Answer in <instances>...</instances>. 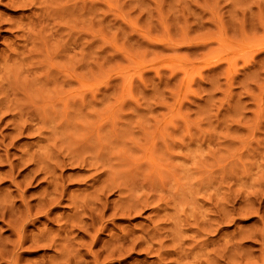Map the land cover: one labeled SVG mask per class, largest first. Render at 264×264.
I'll return each instance as SVG.
<instances>
[{
    "label": "rangeland",
    "instance_id": "1",
    "mask_svg": "<svg viewBox=\"0 0 264 264\" xmlns=\"http://www.w3.org/2000/svg\"><path fill=\"white\" fill-rule=\"evenodd\" d=\"M0 107V112L4 111L0 115V134L8 133L13 140L10 143L7 135H0L1 164L3 155L7 159L0 164V209L2 204L6 207L11 203L8 199H13L18 188L19 196L15 198L20 197L22 203L14 198L16 201L10 204L14 210L9 205L1 209L4 217L0 214V242L8 239V244L0 243V250L3 246L9 253L0 252V263L9 256L8 264H58L57 259L67 264L71 257L72 264H88L91 259L97 260L91 261L94 264H198L197 259H202L200 264H264V0H0ZM18 123L23 124L21 128ZM24 129L30 131L24 134ZM11 133L19 137L11 139ZM2 148L6 149L3 155ZM31 159L37 160L34 163ZM91 176L95 177L92 181ZM15 180H22L21 184ZM49 182L54 183L51 186ZM54 184L61 189L53 190ZM106 188L108 193L104 194ZM96 190L102 193L96 194ZM54 192L57 201L51 195ZM88 193L103 195V199L94 196L92 200ZM1 197L7 200L1 201ZM51 198L55 202L51 208L56 209L50 208ZM23 200L33 205V211L32 203L38 202L39 209L36 207L34 213L40 221L34 216L31 219H37L35 222L30 219L34 213ZM46 200L49 202L44 204ZM84 200L89 204L80 203ZM136 201L144 207L139 203L136 206ZM156 202L159 206L154 207ZM98 206L102 212L101 217L96 216L101 218L100 223L94 218ZM8 208L16 220L9 221L12 217L4 212ZM22 210L23 218L30 216V224L25 221V239L30 238L20 249L8 246L16 238L8 228L13 231L19 227L16 215L22 219ZM41 210L47 212V217ZM50 216L54 219L49 220ZM159 216L164 221H157ZM87 222H91L90 229L85 228ZM74 224L86 225L79 227L84 235L73 228ZM92 224H98L94 228L96 241L90 237V232L94 233ZM51 231L56 233L54 241ZM122 231L130 233L129 238L121 235ZM40 233L56 243L54 251V244L36 239ZM143 235L145 242L139 239ZM148 235L153 236L149 239ZM121 239L135 241V247L132 242L124 243L132 245L130 250ZM179 239L184 241L180 243ZM28 241L43 245L32 248ZM115 243L125 247L126 252L119 251ZM66 244L72 252L65 249ZM72 246H79V252ZM110 246H115L113 251L108 250ZM99 248L111 253L118 248V261L115 253L103 250L102 255ZM63 250L70 253L67 261ZM56 251L63 257L57 258ZM110 255L116 260L111 261ZM101 258L109 261L103 263Z\"/></svg>",
    "mask_w": 264,
    "mask_h": 264
},
{
    "label": "bare ground",
    "instance_id": "2",
    "mask_svg": "<svg viewBox=\"0 0 264 264\" xmlns=\"http://www.w3.org/2000/svg\"><path fill=\"white\" fill-rule=\"evenodd\" d=\"M5 88H6V87H5ZM4 90H5V89H4ZM5 91H6V90H5ZM4 94H6V93L4 92ZM1 96H2V95H1ZM5 96H6V95H5ZM34 100H35V99H34ZM10 103H11V102H10ZM10 103H8V104H10ZM28 103H29V102H28ZM25 104H26V102H25ZM9 106H10V105H9ZM20 106H21V104H20ZM31 106H32V105H31ZM37 106H38V105L36 104V107H37ZM16 107H17V106H16ZM22 107H23V106H22ZM36 107H35V108H36ZM38 107H39V106H38ZM0 108H1V107H0ZM6 108H7V107H5V109H6ZM37 109H38V108H37ZM37 109H36V110H37ZM39 109H40V108H39ZM39 109H38V111H39ZM6 110H7V109H6ZM0 111H1V109H0ZM23 111H24V109H23ZM26 111H27V109H26ZM3 112H4V111H3ZM3 112H2V113H3ZM2 113L0 112V115H1ZM5 113H6V112H5ZM36 113H37V112H36ZM28 114H29V112H28ZM39 114H40V113H39ZM5 115H6V114H5ZM13 115H14V114H13ZM26 116H27V114H26ZM0 117H2V116H0ZM13 117H14V116H13ZM7 118H8V117H7ZM9 118H11V116H10ZM3 119H4V118H3ZM3 119H1V120H3ZM13 119H14V118H13ZM11 120H12V119H11ZM19 121H20V120H19ZM19 121H18V122H19ZM0 122H1V121H0ZM4 122H5V120H4ZM10 123H11V122H9V125H10ZM22 123H24V122H22ZM22 123H20V124L18 123V125L20 126ZM13 124H14V123H13ZM13 124H11V125H13ZM24 124H25V123H24ZM5 125H6V123L4 124V126H5ZM22 125H23V124H22ZM22 125H21V126H22ZM25 125H26V124H25ZM21 126H20V128H21ZM9 127H11V126H9ZM17 127H18V126H17ZM26 127H27V126H26ZM26 127H24V128H26ZM7 128H8V127H7ZM20 128L17 129V130H21ZM11 129H13V127H12ZM14 129H15V127H14ZM26 129H27V128H26ZM6 130H7V129H6ZM24 130H25V129H24ZM24 130H23V131H24ZM39 130H40V129H39ZM39 130H38V131H39ZM9 131H10V130H9ZM11 131H14V130H11ZM15 131H16V130H15ZM26 131H28V130H25V131H24V134H25ZM29 131H30V130H29ZM29 131H28V132H29ZM36 131H37V130H36ZM36 131H35V132H36ZM5 133H6V132H5ZM9 133H10V132H9ZM18 133L20 134V131H18ZM40 133H41V132H40ZM1 134H2V133H1ZM1 134H0V135H1ZM3 134H4V133H3ZM3 134H2V135H3ZM7 134H8V133L4 134V137H6ZM16 134H17V133H16ZM16 134H15V135H16ZM21 134H23V132H22ZM35 134H36V133H35ZM10 136H11V137H10L11 139H13V138L16 139V138H15L16 136H17V138L19 137L18 134H17L16 136L12 137V133L10 134ZM20 136H21V135H20ZM1 137H3V136H1ZM36 138L38 139L39 137H36ZM1 139H2V138H1ZM5 139H6V138H5ZM7 139H9V138H8V135H7ZM41 139H42V138H41ZM9 141H10V143H11V141H13V140H10V139H9ZM37 141H38V140H37ZM0 142H1V141H0ZM3 142H4V141H3ZM3 142H2V143H3ZM40 142H41V141H40ZM6 143L10 144V143L7 142V141H6ZM6 143H5V144H6ZM38 143H39V142H38ZM5 144H4V145H5ZM8 144H6V146H7ZM35 144H37V143H35ZM0 146H1V145H0ZM11 146H12V145H11ZM36 146H38V145H36ZM1 147H2V146H1ZM7 147H9V146H7ZM7 147H6V148H7ZM18 147H19V146H18ZM4 148H5V147H4ZM19 148H20V147H19ZM22 148H23V147H22ZM22 148H21V149H22ZM2 149H3V148H2ZM10 149H12V148H10ZM31 149H32L31 152H33V149H34V148H31ZM48 149H49V148H48ZM3 150H4V149H3ZM5 150H6V149H5ZM5 150H4V152H2V155H3V153H4V154L6 153ZM14 150H15V149H14ZM43 150H44V149H43ZM7 151H8V150H7ZM19 151H20V150H19ZM21 151L23 152L24 150H21ZM29 151H30V150H29ZM29 151H28V152H29ZM40 151H41V149H40ZM40 151H39V152H40ZM11 152H12V150H11ZM34 152H35V151H34ZM13 153H14V151H13ZM17 153H18V152H17ZM48 153H49V152H48ZM48 153H47V154H48ZM27 154H28V153H27ZM32 154H33V156H34V153H32ZM7 155H8V154H7ZM12 155H13V154H12ZM14 155H15V154H14ZM20 155H24V156H25V154H23V153L20 154ZM5 156H6V154L3 155V162L7 160V159H6V160L4 159ZM8 156H9V155H8ZM15 156H16V155H15ZM24 156H23V158H24ZM31 156H32V155H31ZM33 156H32V157H33ZM55 156H57V155L55 154ZM10 157H11V156H10ZM10 157H9V158H10ZM16 157H17V156H16ZM43 157H45V156H43ZM43 157H42V158H43ZM51 157H52V156H51ZM59 157H60V156H59ZM0 158H1V160H2V156H0ZM5 158H6V157H5ZM13 158H15V157H13ZM20 158H21V157H20ZM33 158H34V157H33ZM45 158H46V157H45ZM47 158H48V157H47ZM56 158H57V157H56ZM11 159H12V157H11ZM58 159H59V158H58ZM84 159H85V158H84ZM20 160H22V158H21ZM31 160H32V162H34V161H36L37 159H36V160L31 159ZM33 160H34V161H33ZM50 160H51V159H50ZM9 161L12 162L11 160H9ZM9 161H8V163H9ZM16 161H18V160H16ZM16 161H15V163H16ZM24 161H25V160H24ZM27 161H28V160H27ZM27 161H26V162H27ZM3 162H2V164H3ZM30 162H31V161H30ZM43 162H44V161H43ZM51 162H53V161L51 160ZM51 162H50V163H51ZM6 163H7V162H6ZM15 163H14V164H15ZM34 163H35V162H34ZM54 163H58V162H56V159H55ZM54 163H51V164H53V166H54ZM71 163H73V162H71ZM76 163H77V162H76ZM82 163H83V162H81V164H82ZM90 163H91V162H90ZM0 164H1V162H0ZM2 164H1V165H2ZM27 164L29 165V163H26V164H24V165L26 166ZM31 164H32V163H31ZM79 164H80V162H79ZM79 164H78V165H79ZM81 164H80V165H81ZM85 164H86V163H85ZM10 165H11V164H10ZM10 165H9V166H10ZM16 165H19V164H16ZM43 165H44V164H43ZM3 166H4V165H3ZM12 166H13V165H12ZM12 166H10V167H12ZM14 166H15V165H14ZM25 166H23V167H25ZM29 166H30V165H29ZM32 166H33V165H32ZM51 166H52V165H51ZM53 166H52V167H53ZM75 166H77V165L75 164ZM83 166H85V165H83ZM86 166H90V165L88 164V165H86ZM23 167H21V169H22ZM40 167H41V166H40ZM90 167H92V165H91ZM7 168H8V170L11 169V168H9L8 166H7ZM28 168H29V167H28ZM28 168H27V169H28ZM13 169H14V168H13ZM52 169H53V168H52ZM38 170H39V169H38ZM40 170H41V169H40ZM54 170H55V169H54ZM91 170H92V169H91ZM9 171H10V170H9ZM9 171H8V172H9ZM22 171H23V170H22ZM24 171H25V169H24ZM26 171H27V170H26ZM15 172H16V169H15ZM37 172H38V171H37ZM4 173H6V172H4ZM27 173H28V172H27ZM52 173H53V171H52ZM8 174H10V173H7V175H8ZM11 174H12V173H11ZM37 174H38V173H37ZM37 174H36V175H37ZM39 174H42L41 171H40ZM54 174H55V173H54ZM99 174H100V173H99ZM99 174H98V175H99ZM101 174H102V173H101ZM25 175H26V174H25ZM25 175L23 174L24 177H25ZM34 175H35V173H34L32 176L34 177ZM10 176H11V175H10ZM18 176H19V175H18ZM23 176H22V177H23ZM32 176L30 175L31 180H32ZM45 176H47V175H45ZM45 176H44V177H45ZM6 177H7V176H6ZM6 177H5V178H6ZM26 177H27V176H26ZM26 177H25V178H26ZM91 177H92V176H91ZM13 178H14V177H13ZM93 178H95V177L90 178L91 181H92ZM1 179H2V178H1ZM1 179H0V180H1ZM7 179H8V178H7ZM11 179H12V178H11ZM23 179H24V178H23ZM23 179H22V180H23ZM28 179L30 180V178H28ZM34 179L37 181V178H34ZM46 179H47V178H46ZM46 179H44V180H46ZM87 179H88V178H87ZM96 179H97V180L99 179L98 176H96ZM96 179H95V180H96ZM22 180H21V181H22ZM29 180L26 179V182H25V183H26L27 185L30 183ZM38 180H39V179H38ZM99 180H100V179H99ZM2 181H3V180H2ZM7 181H8V180H7ZM9 181H11V180H9ZM15 181H16V180H15ZM21 181H20V183H19L18 181H16L15 183L18 182V185H20V184H21ZM33 181H34V180H33ZM41 181H42V180H41ZM82 181H83V180H82ZM84 181H85V180H84ZM22 182H24V180H23ZM27 182H29V183H27ZM39 182H40V181H39ZM42 182H44V181H42ZM45 182H47V181H45ZM96 182H97V181H94V183H96ZM98 182H100V181H98ZM98 182H97V183H98ZM13 183H14V182H13ZM25 183H24V184L22 183V184H23L22 186H24V188H26ZM34 183H35V182H34ZM40 183H41V182H40ZM53 183H54V182H53ZM53 183H52V184H53ZM88 183H89V182H88ZM94 183H93V185H94ZM9 184H10V182H9ZM49 184L52 186V184H51L50 182H49ZM102 184H103V182H102L101 184H99V186L102 185ZM31 185H32V184H31ZM87 185H88V184H87ZM93 185H91V186H93ZM95 185H96V184H95ZM108 185H109V184H108ZM118 185H119V184H118ZM13 186L16 187L17 184H16V186H15V185H13ZM51 186H50L49 188L52 189ZM53 186H54V189H53V190H55V187L57 188V191H58L59 189H61V188H59V187H61V186H59V185L57 186V184H54ZM99 186H97V187L99 188ZM104 186H105V184L103 185V187H104ZM14 187H13V188H14ZM31 187H32V186H31ZM93 187H94V186H93ZM95 187H96V186H95ZM100 187H101V186H100ZM115 187H116V186H114V188H115ZM117 187H118V186H117ZM117 187H116V188H117ZM120 187H121V186H120ZM16 188H17V187H16ZM58 188H59V189H58ZM62 188H63V187H62ZM104 188H105V187H104ZM19 189H20V188H18L17 190H19ZM27 189H28V188H27ZM99 189H100V188H99ZM99 189H98V190H99ZM111 189H112V188H111ZM122 189H123V188H122ZM17 190L15 189V192H14V193L17 194V192H16ZM22 190H23V189H22ZM93 190H95V189H93ZM118 190H120V189H118ZM20 191H21V190H20ZM48 191H49V190H48ZM55 191H56V190H55ZM88 191H89V190H88ZM96 191H97V190H96ZM99 191H100V190H99ZM99 191H97L96 194L102 193V191H101V192H99ZM108 191H109V190H108ZM112 191H114V190L112 189ZM120 191H121V190H120ZM26 192H28V191L26 190ZM40 192H41V191H40ZM59 192H60V194H59ZM59 192H57L58 195H61V191H59ZM63 192H64V191H63ZM94 192H95V191H94ZM98 192H99V193H98ZM106 192H107V188H106V190L104 191V194H105ZM110 192H111V190H110ZM118 192H119V191H118ZM0 193H1V190H0ZM2 193H3V191H2ZM2 193H1V194H2ZM8 193H10V192H8ZM12 193H13V192H12ZM12 193H11V196H10V195H8V196H9V197H12ZM31 193H32V192H31ZM52 193H53V192H52ZM89 193H90V192H89ZM89 193H88V195L90 196ZM107 193H108V192H107ZM107 193H106V194H107ZM16 194L14 195L13 199L15 198V196H17V197L19 196V191H18V195H16ZM24 194H25V193H24ZM28 194H29V193H28ZM83 194H84V196H85V193H83ZM20 195H21V193H20ZM22 195H23V194H22ZM33 195H34V194H33ZM33 195H32V196H33ZM41 195H42V192H41ZM51 195H52V197H54V196H55V192H54V195H53V194H51ZM58 195H57V196H58ZM88 195H87V196H88ZM91 195H94V194H91ZM99 195H100V194H99ZM119 195H120V192H119ZM149 195H150V194H149ZM4 196H7V194H6V195L4 194ZM8 196H7V197H8ZM24 196H25V195H24ZM34 196H35V195H34ZM34 196H33V197H34ZM49 196H50V195L48 194V197H49ZM57 196L54 197V198H55V201H57V199H58ZM63 196H64V195H63ZM87 196H86V197H87ZM94 196H95V195H94ZM94 196H90V197L92 198V200H94V198H95L97 195H96L95 197H94ZM102 196H103V195H102ZM102 196H100V197L102 198ZM104 196L106 197V195H104ZM7 197H6V198H7ZM17 197H16L15 199H16L17 201H19L20 204H22L21 201H20V199H19L20 197H19L18 199H17ZM22 197H23V196H22ZM28 197H29V196H28ZM28 197H26L27 200H28ZM33 197H32V198H33ZM36 197H37V198H40V195H39V196L37 195ZM36 197H35V199H34V198H33V199L36 200V199H37ZM59 197H60V196H59ZM79 197H80V196H79ZM93 197H94V198H93ZM100 197L97 196V198H99V199H100ZM1 198H2L1 201H2V200H5V201L7 200V199H4L3 197H1ZM26 198H25V199H26ZM30 198H31V197H30ZM32 198H31V199H32ZM45 198H46V197H45ZM49 198H50V197H49ZM56 198H57V199H56ZM75 198H76V197H75ZM136 198H137V197H136ZM145 198H146V197H145ZM13 199H11V198L8 199V200H11V201H10V202H11V203H10L11 205H12V203H13L14 200H15V199H14V200H13ZM31 199H30V201H31ZM33 199H32V200H33ZM84 199H85V198H84ZM102 199H103V198H102ZM138 199H139V197H138ZM138 199H137V200H138ZM12 200H13V201H12ZM16 200H15V201H16ZM21 200H22V199H21ZM47 200H48V198H47ZM47 200H46V203H44V204H47V202L51 201V202H49L50 204L48 203V204L50 205V208H51V207L53 206V205L51 206V204L54 202V201H53L54 199L51 198V199H49V201H47ZM59 200H60V199H59ZM59 200H58V201H59ZM104 200H105V199H104ZM104 200H103V203L106 202V201H104ZM107 200H108V199H107ZM135 200H136V199H135ZM140 200H141V199H140ZM144 200H145V199H144ZM147 200H148V198L146 199L145 202H147ZM153 200H154V199H153ZM23 201H24V200H23ZM28 201H29V200H28ZM36 201H37V200H36ZM38 201H39V200H38ZM52 201H53V202H52ZM61 201H63V199H62ZM69 201H70V200H69ZM97 201H98V199H97ZM97 201H96V202H97ZM100 201H101V200H100ZM141 201H143V200H141ZM141 201H140V202H141ZM7 202H8V201H7ZM7 202H6V203H7ZM24 202H26L25 205L29 204L26 200H25ZM24 202H23V203H24ZM42 202H44V198H43V201H42ZM98 202H99V201H98ZM123 202H124V201H123ZM136 202H137V201H136ZM140 202L135 203L136 206L138 205V203H139V205H140ZM3 203H4V202H3ZM30 203H31V202H30ZM37 203H38V202H36V204H35V202L32 203V204H34V206H35V207H34V210H35V211L31 210V209H33V208H31V206H33V205L29 204L30 210L33 211L32 213L37 212V209H39V206H40V205H38ZM54 203H55V202H54ZM80 203H81V204H84V203H85V200H84V202H80ZM86 203H87V202H86ZM86 203H85V204H86ZM100 203H101V202H100ZM100 203H97V204L99 205ZM0 204H1V202H0ZM10 204H5V205H7V206L9 205V206H10ZM20 204H19V205H20ZM87 204H89V203H87ZM107 204H108V202H107ZM107 204H106V205H107ZM148 204H149V202H148ZM148 204H147V206H148ZM19 205H18V207H20ZM36 205H38V206H36ZM57 205H58V203H57ZM59 205H60V204H59ZM69 205L72 206L71 203H69ZM94 205H96L95 201H94ZM94 205H93V206H94ZM100 205H104V206H105V204H100ZM100 205H99V206H100ZM7 206H6V207H7ZM9 206H8V207H9ZM15 206H16V205H15ZM15 206H14V208H15V210H16L17 207H15ZM21 206H23V205H21ZM44 206H46V208L44 207L45 210H47V209L49 210V207H47V205H44ZM74 206H75V205H74ZM74 206H73V207H74ZM78 206H79V205H78ZM90 206H91V205H90ZM90 206H89V209L92 207V206H91V207H90ZM99 206H98L97 208H100V207H101V206H100V207H99ZM108 206H110V205L108 204ZM117 206L119 207V205H115L114 208H116ZM125 206H126V204H125ZM128 206H129V205H128ZM130 206L134 207L133 205H130ZM130 206H129V207H130ZM140 206H142V205H140ZM153 206H154V205H153ZM157 206H159V205H157V202H156V205H155L154 207H157ZM163 206H164V205H163ZM2 207H3V208H1L2 210L6 209V207H4L3 204H2ZM10 207H11V208H10ZM10 207H9L10 209H13L12 206H10ZM27 207H28V206H27ZM36 207H37V209H36ZM54 207H55V205H54ZM83 207H84V205H83V206L81 205V208H82V209H83ZM86 207H87V206L85 205L84 209H85ZM132 207H131V209H130V208H128V209H130V211H131V210H132ZM143 207H144V206H142V208H143ZM154 207H153V208H154ZM9 208H8V210L4 211L5 213L7 212V213H6L7 215H9V213H10ZM20 208H21V207H20ZM22 208H23V207H22ZM41 208H42V207H41ZM71 208H72V207H71ZM97 208L94 207V211H96L95 209H97ZM105 208H107V207H105ZM110 208H111V207H109V208H107V209L110 210ZM119 208H120V207H119ZM124 208H125V207L122 208L123 211L125 210ZM136 208H137V207H136ZM142 208H139V209L143 210ZM1 209H0V212H1L0 214L3 213ZM27 209H29V208H27ZM51 209H56V208H51ZM78 209H79V208H78ZM84 209H83V210H84ZM86 209H87V208H86ZM86 209H85V210H86ZM89 209H88V210H89ZM92 209H93V208H92ZM139 209H138V210H139ZM144 209H145V208H144ZM212 209H213V208H212ZM13 210H14V209H13ZM13 210H12V211H13ZM19 210H21V209H19ZM24 210H26V208H24ZM24 210L19 211V213L21 212V214H19V215H22V212H24ZM30 210H29V212H31ZM48 210H47V211H48ZM79 210H80V209H79ZM88 210H87V211H88ZM100 210H101V208L97 211L98 213H96L97 215H95L94 218H95L96 216H100V215L102 214V212H100ZM112 210H114V209H112ZM116 210H118V208H117ZM134 210H135V209H134ZM153 210H154V209H153ZM41 211H42V214H44V213L46 214V213H47L46 211H45V212H43V210H41ZM71 211H73V210H71ZM75 211H76V210H75ZM87 211H85L86 215H87V213H89V211H88V212H87ZM92 211H93V210H92ZM94 211H93V212H94ZM102 211H103V209H102ZM114 211H115V210H114ZM114 211H112V212H114ZM127 211H128V210H127ZM127 211L125 212V214L127 213L126 216L128 217V212H129V211H128V212H127ZM135 211H136V210H135ZM155 211H156V208H155ZM158 211H159V210H158ZM13 212H14V211H13ZM13 212H11V213H12L13 215H15L14 213H16L17 210H16L14 213H13ZM26 212H28V211L26 210L25 213H26ZM38 212L40 213V211H38ZM48 212H49V211H48ZM112 212H111V213H112ZM118 212H119V211H118ZM136 212H137V211H136ZM139 212H140V211H139ZM151 212H152V211H151ZM153 212H154V211H153ZM5 213H4V215H6ZM51 213H52V211H51ZM51 213H48V214L54 217L55 214L52 215ZM70 213H71V212H70ZM81 213H82V212H81ZM81 213H80V214H81ZM83 213H84V211H83ZM94 213H95V212H94ZM114 213H115V212H114ZM120 213H121V212H120ZM120 213H119V214H120ZM134 213H135V212H134ZM134 213H133V214H134ZM155 213H156V212H155ZM155 213H154V214H155ZM159 213H160V212H159ZM12 214H11V215H12ZM26 214H29V213H26ZM36 214L38 215V213H34L33 215L30 214L31 217H30L29 215H28V216H29L30 219H31V218H33L32 216L36 217V216H37ZM40 214H41V213H40ZM40 214H39V215H40ZM42 214H41V215H42ZM72 214H73V213H72ZM72 214L70 215V217H72ZM75 214H76V213H75ZM103 214H104V213H103ZM112 214H113V213H112ZM116 214H118V213L116 212ZM123 214H124V213H123ZM123 214L121 213V215H123ZM137 214H139V213H137ZM163 214H164V213H163ZM41 215H40V216H41ZM49 215H48V216H49ZM77 215H78V214H77ZM82 215H83V214H81L80 218L82 217ZM84 215H85V214H84ZM90 215L93 216L94 214L91 213V211H90ZM104 215H106V213H105ZM129 215H131V214H129ZM156 215H158V214L156 213ZM215 215H216V214H215ZM2 216H3V214H2ZM16 216H17L16 218L18 219V221H20V219H21V218L19 219L20 216L18 217V214H17ZM23 216H24V213H23V215H22V219H21V221H20V222H18V221L15 222L16 225L19 224V227H18V228H17V226L15 225V223L13 222V223H14V227L16 226V227H15L16 229H14L13 231H11L10 227H9V228L7 227V223H6V224L3 223V224L6 225V227L8 228V230H9L10 232H14L13 234H15V236H16V238H14L15 236L13 237V238H14V241H13V242L10 240L11 243H13V244H10V243H9L8 246L15 247V245H17V246H19V248H20L21 245L24 244V243L26 242L25 240H27V238H30V237H27V238L25 239L26 235L28 236V234H25V233H26V232H25V231H26V229H25L26 227H25V226L27 225V224L25 225V221L28 219V216H27V217L25 216V217H26V218L24 217L25 219L23 218ZM51 216H50L49 220L53 218V217H51ZM75 216H76V215H75ZM110 216L113 217V215H111V214H110ZM110 216H109V218H110ZM119 216H120V215H119ZM123 216H124V215H123ZM212 216H213V215H212ZM3 217H4V216H3ZM8 217H12L11 219H9V221H11V220L13 221V220L15 219V217L10 216V215H9ZM37 217H38V216H37ZM37 217H36V218H37ZM46 217H47V214H46ZM57 217H58V216H57ZM57 217H56V218H57ZM66 217H68V215H67V216H64L63 218H66ZM83 217H85V216H83ZM89 217H90V216H89ZM100 217H101V216H100ZM100 217H98V218L101 219ZM112 217H111V219L114 218V217H113V218H112ZM159 217H160V218H159V220L157 219V221H159V222H160L161 220L164 221V219L161 218V216H159ZM36 218H35V219H36ZM38 218H39V217H38ZM38 218H37V219H38ZM42 218H44L43 215H42ZM61 218H62V216H61ZM75 218L77 219V216H76ZM87 218H88V217H87ZM87 218H86L85 220H87ZM105 218H106V217H105ZM107 218H108V216H107ZM107 218H106L105 220H107ZM115 218H116V217H115ZM4 219H5V218H4ZM4 219H3V220H4ZM37 219H36V220H37ZM44 219H45V218H44ZM47 219H48V218H47ZM47 219H46V222H47ZM53 219H54V218H53ZM73 219H74V218H73ZM73 219H72V220H73ZM99 219H97V217H96V222H99V223H100ZM111 219H110V220H111ZM160 219H161V220H160ZM215 219H216V218H215ZM1 220H2V217H1ZM5 220H6V219H5ZM5 220H4V221H5ZM15 220H16V219H15ZM31 220H32V219H31ZM36 220H35V221H36ZM38 220H39V219H38ZM49 220H48V222H49ZM62 220H63V219H61V221H62ZM82 220H83V219H82ZM93 220L95 221V219H93ZM97 220H98V221H97ZM102 220H103V219H102ZM102 220H101V222H102ZM105 220H104V221H105ZM114 220H115V219H114ZM7 221H8V220H7ZM28 221L30 222V220H27L26 222H28ZM32 221H33V220H32ZM32 221H31V222H32ZM35 221H33V222H35ZM39 221H40V220H39ZM52 221H53V220H51L50 222H52ZM76 221L79 222V220H76ZM80 221H81V220H80ZM88 221H89V218H88ZM94 221H93V222H94ZM112 221H113V220H112ZM29 222H28V223H29ZM33 222H32V223H33ZM67 222H68V221H67ZM69 222H70V221H69ZM77 222H76V223H77ZM84 222H86V221H84ZM84 222L82 221V223H84ZM91 222H92V221H91ZM91 222H90V223H91ZM107 222H108V220H107ZM113 222H114V221H113ZM10 223H12V222H10ZM20 223H21V224H20ZM57 223H58V221H57ZM62 223H63V221L61 222V224H62ZM82 223H81V224H82ZM87 223H88V224L85 223L87 226H86V225H83V226H84V227L86 226L85 228H87L88 225H89V227H91L90 223H89V222H87ZM103 223H104V222H103ZM163 223H164V222H163ZM216 223H218V220H217ZM260 223H261V222H260ZM29 224H30V223H29ZM66 224H67V223H66ZM68 224H69V223H68ZM104 224H105V223H104ZM109 224L111 225V222H110V221H109ZM156 224H157V223H156ZM10 225L12 226L13 224H10ZM62 225H64V224H62ZM69 225H70V224H69ZM74 225H75V224H74ZM78 225H79V224H78ZM78 225H75L74 227H73V225H72V227H73L74 229H78L77 231H81V233H82V232H83L82 228H84V227H82V225L79 226V227H82V228H80V229H81V230H80L79 227H78ZM93 225H97V226L94 227ZM196 225H197V224H196ZM8 226H9V223H8ZM27 226H28V225H27ZM32 226H33V225H32ZM76 226H77L78 228H75ZM113 226H114V225H113ZM204 226H205V225H204ZM62 227H63V226H62ZM65 227H66V226H65ZM67 227H69V226L67 225ZM89 227H88V228H89ZM92 227H93L92 230L94 231V228L98 227V224H92ZM99 227L103 228V225H102V226H99ZM198 227H199V226H198ZM60 228H61V227H60V225H59V229H60ZM73 228H71V229H73ZM113 228H114V227H113ZM115 228H116V227H115ZM117 228H119V227H117ZM117 228H116V229H117ZM196 228H197V227H196ZM201 228H202V227H201ZM211 228H212V227H211ZM215 228H216V227H215ZM12 229H13V228H12ZM35 229H36V228H35ZM62 229H65V228H62ZM71 229H68V228H67V229H65V230H66V231H67V230H68V231H69V230L71 231ZM74 229H73V230H74ZM89 229H90V228H89ZM89 229H88V230L86 229V230H87V231H86L87 233H89ZM104 229H105V228H104ZM111 229H112V228H111ZM119 229H120V228H119ZM150 229H151V228H150ZM44 230H46V229H44ZM60 230H61V229H60ZM60 230H59V231H60ZM65 230H64V231H65ZM84 230H85V229H84ZM92 230H90V231H92ZM95 230H97V229H95ZM154 230H155L156 232L158 231L157 229H154ZM197 230H200V232L204 231V230L201 231L200 228H197ZM197 230H196V231H197ZM208 230H209V229H208ZM27 231H28V230H27ZM36 231H38V230H36ZM42 231H43V229H42ZM46 231H47V230H46ZM46 231H44V232L46 233ZM48 231H49V229H48ZM59 231H57V232H59ZM66 231H65V232H66ZM93 231H92V232H93ZM100 231H102V229H100ZM107 231H108V230H107ZM117 231L120 232L119 230H117ZM117 231H116V232H117ZM161 231H162V230H161ZM190 231H191V230H190ZM194 231H195V230H194ZM196 231H195V232H196ZM31 232H32V231H30L29 236H31V235H30ZM39 232H40V231H39ZM62 232H63V231H61L60 234H61ZM72 232H73V231H72ZM72 232H71V233H72ZM84 232H85V231H84ZM103 232L105 233V232H106V229H105V231H103ZM103 232H102V235H103ZM114 232H115V231H114ZM153 232H154V231H153ZM156 232H155L154 235H156ZM192 232H193V231H192ZM205 232L207 233V231H205ZM208 232H209V231H208ZM211 232H213V231H211ZM216 232H217V231H216ZM32 233H33V232H32ZM49 233H50V232H49ZM51 233H52V234L54 233V235H52ZM51 233H50V234L52 235V237L55 236V234H56L55 231H53V232L51 231ZM66 233H68V232H66ZM66 233H65V235H67V237H69L68 234H70V233H68V234H66ZM76 233H77V232H76ZM79 233H80V232H79ZM97 233H98V230H97ZM110 233H111V232H110ZM123 233H125V234H123ZM127 233H128L127 231H126V232L122 231V234L119 233V235H120V234H121V235H126V237H128ZM131 233H132V232H131ZM150 233H151V232H150ZM150 233H149V234H150ZM159 233H162V232L159 231L158 234H159ZM203 233H204V232H203ZM214 233H215V231H214ZM258 233H259V232H258ZM62 234H63V233H62ZM82 234H83V233H82ZM90 234H91V236H90V235H87V234L85 233V235L88 236V239H89L90 237H93V238L95 237V231H94L93 235H92L91 232H90ZM98 234H99V233H98ZM98 234H97V237H98ZM113 234H114V233H112V236L115 237L116 239H118V237H116L117 235H115V234L113 235ZM128 234H130V233H128ZM132 234H133V233H132ZM145 234H146V232H145ZM158 234H157V236H158ZM255 234H257V233H255ZM11 235H12V234H11ZM33 235H36V234H33ZM51 235H50V237H51ZM63 235H64V234H63ZM65 235H64V237H66ZM83 235H84V234H83ZM119 235H118V236H119ZM121 235H120V236H121ZM162 235H163V234H162ZM207 235L209 236V234H207ZM58 236H59V235H58ZM80 236H81V235H80ZM80 236H79V237H80ZM89 236H90V237H89ZM99 236H100V235H99ZM112 236H111V237H112ZM120 236H119V238H120ZM130 236H131L132 238H134V237L136 238V236H134V235H133L134 237H133L132 235H130ZM145 236H146V235H145ZM150 236H151V237H149V235H148L147 238L150 239V238H152L153 235H150ZM173 236H174V235H173ZM193 236H194V234H193ZM215 236H216V235H215ZM256 236H257V235H256ZM258 236H259V234H258ZM11 237H12V236H11ZM77 237H78V236H77ZM77 237H74V238H77ZM79 237H78L77 239H79ZM81 237H82V236H81ZM83 237H84V236H83ZM100 237H102V236H100ZM108 237H109V236H108ZM113 237H112V238H113ZM121 237H122V236H121ZM142 237L144 238V235H143V236H139V239H140V238L142 239ZM167 237H168V235L166 234V238H167ZM169 237H170V236H169ZM212 237H213V236H212ZM217 237H218V236H217ZM261 237H262V236H261ZM7 238H10V237H7ZM34 238H35V237H33V240H34ZM54 238H56V237H53V238H52L53 241L56 240V239H54ZM71 238L74 239L73 237H71ZM109 238H110V237H109ZM115 238H114V239H115ZM128 238H129V237H128ZM159 238H160V237H159ZM159 238H158V241H159ZM175 238H176V237H175ZM178 238H179V237H178ZM189 238H190V237H189ZM193 238H194V237H193ZM213 238H214V237H213ZM4 239H5V238H4ZM15 239H16V241H15ZM31 239H32V236H31ZM36 239H37V240H38V239H40V240H45V239H46V240H48V241L50 242V244L52 243V241L48 238L47 235H43V234H41V233H40L39 237L36 238ZM69 239H70V238H69ZM99 239H100V238H99ZM123 239H124V238H123ZM123 239H121V242H122L123 246H127V245H126L127 243L129 244V242H130V244H131V242H132V241H128V240L126 241V240H125V241L127 242V243H126V242H123V241H124ZM137 239H138V237H137ZM139 239H138V240H139ZM162 239H163V237H162ZM162 239H161V244H160V245H162V242H163ZM164 239H165V238H164ZM171 239H172V238H171ZM173 239H174V238H173ZM7 240H8V239H7ZM7 240H6V241H3V240H2L0 243H2L3 245H4V243H5V244H8V241H7ZM12 240H13V239H12ZM29 240H30V239H29ZM58 240H59V239H58ZM74 240H75V239H74ZM89 240H91V238H90ZM96 240H97V239H96V237H95V241H96ZM118 240H120V239H118ZM122 240H123V241H122ZM133 240H134V239H133ZM142 240H143V239H142ZM169 240H170V239H169ZM179 240H181V239H179ZM179 240H178V241H179ZM182 240H183V239H182ZM182 240L179 241V242L182 243ZM206 240H207V239H205V241H206ZM209 240H210V237H209V239H208L207 241H209ZM217 240H218V239H217ZM24 241H25V242H24ZM95 241H94V242H95ZM99 241H100V240H99ZM99 241H98V242H99ZM101 241L103 242V239H102ZM101 241H100L99 243H101ZM106 241H107V240H106ZM109 241H110V239H109ZM143 241H144V240H143ZM147 241H148V240H147ZM164 241L169 242V241L166 240V239H165ZM171 241H172V240H171ZM183 241H184V240H183ZM205 241H204V242H205ZM207 241H206V243H207ZM212 241H213V240H212ZM212 241H211V242H212ZM215 241H216V240H215ZM6 242H7V243H6ZM28 242H29V241H28ZM28 242H27V243H28ZM36 242H37V241H36ZM36 242H35V243H36ZM49 242H48L47 244H49ZM77 242H78V241H77ZM77 242H76V243H77ZM116 242H117V241H116ZM144 242H145V241H144ZM152 242H153V240H152ZM173 242H174V240H173ZM173 242L171 243L172 245H173ZM200 242L202 243V241H200ZM209 242H210V241H209ZM216 242H217V241H216ZM14 243H17V244H14ZM27 243H26V244H27ZM29 243H31V242H29ZM59 243H60V242H59ZM88 243H89V241H88ZM90 243H91V242H90ZM90 243H89V244H90ZM110 243H111V242H110ZM118 243H120V242H118ZM124 243H126V244L124 245ZM132 243H133V242H132ZM136 243H137V242H136ZM138 243H141V242L138 241ZM175 243H176V242H175ZM175 243H174V244H175ZM2 244H0V246H1ZM31 244H32V248H33V245H41V243L34 244V242H32ZM44 244H45V243H44ZM52 244H54V243H52ZM57 244H58V243H57ZM72 244H73V243H72ZM89 244H87L86 248L88 247ZM95 244H96V242H95ZM112 244H114V242H113ZM115 244H116V246L118 247L117 243H115ZM122 244H121V245H122ZM134 244H135V241H134V243L132 244L133 247H135ZM145 244H146V243H145ZM156 244H157V243H156ZM214 244H215V243H214ZM214 244H213V245H214ZM262 244H264V243H262ZM28 245H29V244H28ZM42 245H43V242H42ZM42 245H41V247H42ZM76 245H79V243L76 244ZM80 245H81V243H80ZM80 245H79V246H80ZM84 245H85V244H84ZM102 245H103V244H102ZM119 245H120V244H119ZM132 245H131V246L128 245L129 248L132 247ZM136 245H138V244H136ZM172 245H171V246H172ZM177 245H178V244H177ZM204 245H205V244H204ZM215 245H216V244H215ZM217 245H218V244H217ZM4 246H5V245H4ZM17 246H16V247H17ZM23 246H24V245H23ZM49 246H50V245H49ZM57 246H58V245H57ZM63 246H64V245H62V247H63ZM66 246H67V244L64 246L65 249H66L67 247H69V246H67V247H66ZM79 246H77V247L74 246V247L77 249ZM82 246H83V245H82ZM94 246H95V245H94ZM123 246H122V248H119V247H121V246L118 247V248H119V251H120V249L123 250V248H125V247H123ZM128 246H127V247H128ZM141 246H142V245H141ZM151 246H154V244L149 246V247L151 248L150 251L153 250L154 247H155V246H154L153 249H152ZM179 246H180V245H179ZM2 247H3V246H2ZM2 247H1V250H0V252L2 251L1 253H4V254H5L6 252H8V250H6V248H4V247H3V249H4L5 251H3V250H2ZM25 247H27V246H25ZM44 247H45V246H44ZM44 247H43V248H44ZM47 247H48V246H46V249H47ZM55 247H56V243L52 246V250H53V248H55ZM64 247H63L62 249H64ZM74 247L72 246V248H74ZM90 247H91V245H90ZM90 247H89V250H91ZM102 247H103V246H101V248H102ZM108 247H109V246H108ZM108 247L106 246V249H107ZM112 247H113V246H112ZM112 247L110 246V248H109L108 250L110 251V250L113 249L115 246H114L113 248H112ZM127 247H126V249L128 250V251H127V253H128V252H129V249H128ZM133 247H132V248H133ZM159 247H160V246H159ZM172 247H173V246H172ZM174 247H175V246H174ZM201 247H202V246H201ZM9 248H11V247H9ZM35 248H36V247H35ZM43 248H41V249H43ZM56 248H57V247H56ZM56 248H55V249H56ZM59 248H61V247L59 246ZM83 248H84V247H83ZM92 248H93V247H92ZM118 248H117V250H115V252H112V253H115L114 255L116 256L115 258H117V261H118V258H119L118 255H116V253H117V251H118ZM145 248H146V246H145ZM175 248H176V247H175ZM177 248H179V247L177 246ZM191 248H192V247H191ZM203 248H204V246H203ZM203 248H202V249H203ZM7 249H8V248H7ZM11 249H13V248H11ZM16 249H17V248H16ZM20 249H22V247H21ZM28 249H29V248H28ZM28 249H27V250H28ZM38 249H39V248H38ZM50 249H51V248H50ZM67 249H70V248H67ZM67 249H66V250H67ZM81 249H82V248H81ZM81 249H80V250H81ZM104 249H105V247H104ZM104 249H103V250H104ZM115 249H116V248H115ZM147 249H149V248L147 247ZM147 249H146V251L149 252ZM159 249H160V248H159ZM182 249H183V248H182ZM204 249H205V248H204ZM204 249H203V250H204ZM214 249H215V248H214ZM17 250H18V249H17ZM25 250H26V249H25ZM30 250H31V249H30ZM48 250H49V249H48ZM57 250H58V249H57ZM66 250H65V252H64V250H63V252H64V254L66 255V257L61 256V255H60V252L57 253V251H56V253H57V255L59 254V256L57 257V255H56V253H55L56 257L59 258V257L61 256V257L65 258V261H67V258H68V256H69L70 253H69V254H66V253H68L69 251L72 252V250H71V249H70V250H67L68 252H66ZM77 250H78V249H77ZM84 250H85V249H84ZM97 250H98V251L101 250L102 255H103V250H102V249L99 248V249H97ZM97 250L93 251V253L95 252V253H94L95 255H96ZM108 250H104V251H106V253L108 254V252H109ZM130 250H132V249L130 248ZM133 250H134V249H133ZM165 250H166V249H165ZM170 250H171V249H170ZM177 250H178V249H177ZM203 250H201V251H203ZM211 250H212V249H211ZM215 250H216V249H215ZM14 251H15V250H14ZM53 251H54V250H53ZM60 251H61V250H60ZM73 251H74V250H73ZM111 251H113V250H111ZM119 251H118V253H119ZM123 251H124V253L126 252L125 249H124ZM123 251H122V252H123ZM140 251H141V250H140ZM143 251L145 252V249H144ZM166 251H167V250H166ZM180 251H181V250H180ZM205 251H206V250H205ZM205 251H203V252H205ZM75 252L77 253V251H75ZM78 252H79V250H78ZM99 252H100V251H99ZM101 252H100V254H101ZM122 252H121V253H122ZM131 252H132V251H131ZM156 252H157V251H156ZM159 252L161 253L160 250H159ZM164 252H165V251H164ZM168 252H169V251H168ZM172 252H173V250L171 251V254L174 255ZM176 252H177V251H176ZM178 252H179V251H178ZM197 252H198V250H197ZM197 252H196V253H197ZM209 252H210V250H209ZM211 252H212V254L214 253V255L217 254V253L215 254V252H217V251H215V252L211 251ZM211 252H210V253H211ZM1 253H0V254H1ZM8 253H9V252H8ZM8 253L6 254V256L9 255ZM13 253H15V252H13ZM61 253H62V252H61ZM85 253H88V252H85ZM109 253L112 254L111 252H109ZM124 253H123V254H124ZM4 254H3V257H2V258H4ZM19 254H20V253H19ZM71 254H73V253H71ZM79 254H80V253H78V255H79ZM91 254H92V253H91ZM91 254H90V255H91ZM94 254H93V255H94ZM128 254H129V253H128ZM130 254H131V253H130ZM165 254H166V253H165ZM167 254H168V253H167ZM1 255H2V254H1ZM16 255H17V254H16ZM16 255H15L14 257H16ZM21 255H23V254L21 253ZM21 255H19V258L21 257ZM62 255H63V254H62ZM67 255H68V256H67ZM86 255H87V254H86ZM95 255H94V256H95ZM105 255H106V254H105ZM121 255H122V254H121ZM163 255H164V254H163ZM172 255H171V256H172ZM199 255H200V254H199ZM203 255H204V254H203ZM205 255H206V254H205ZM217 255H218V254H217ZM217 255H216V256H217ZM249 255H250V254H249ZM10 256H11V253H10ZM76 256H77V255H76ZM82 256H83V255H82ZM94 256H93V258L96 259V257H94ZM106 256H108V255H106ZM166 256H167V255H166ZM193 256L196 257V255L194 254V255H192V259H193ZM206 256H207V255H206ZM206 256H205V257H206ZM208 256H209V255H208ZM216 256H214V257H216ZM252 256H253V255H251V257H252ZM0 257H1V256H0ZM61 257H60V258H61ZM77 257H78V256H77ZM87 257H88V255H87ZM99 257H100V256L98 255V259H100ZM122 257H123V256H122ZM126 257H127V256H126ZM128 257H129V256H128ZM158 257H160V256H158ZM203 257H204V256H203ZM222 257H223V256H222ZM260 257H261V256H260ZM260 257H259V258H260ZM17 258H18V255H17ZM57 258H56V259H57ZM69 258H70V257H69ZM69 258H68V259H69ZM78 258H79V257H78ZM90 258H91V257H89V260H90ZM103 258H104V256H103ZM107 258H109V256H108ZM178 258H179V257H178ZM187 258H189V257H188V254H187ZM187 258H186V259H187ZM190 258H191V257H190ZM190 258H189V259H190ZM197 258H199V257H197ZM216 258H217V257H216ZM218 258H219V256H218ZM239 258H240V257H239ZM241 258H242V257H241ZM241 258H240V259H241ZM5 259H6V258H5ZM8 259H9V256H8V258H7V261H8ZM21 259H22V258H21ZM21 259H20V260H21ZM110 259H111V255H110ZM112 259H113V260H112ZM112 259H111V261L116 260V259H114V256H113ZM181 259H182V258H181ZM186 259H185V260H186ZM192 259H191V260H192ZM253 259H254V258H253ZM261 259H262V257H261ZM261 259H260V260H261ZM12 260H14V258H12ZM20 260L17 259L18 263H20ZM57 260H58L60 263L62 262V261H60L61 259H60V260L57 259ZM71 260H72V257H71ZM71 260L69 259L67 264H69V263L72 264ZM105 260L109 261L108 259H105ZM105 260H103V261H105ZM179 260H180V259H178V261H179ZM197 260H199V262H200V260H202V259H197ZM197 260H196V261H197ZM214 260H217V259H214V258H213V261H214ZM1 261H2V260H1ZM7 261H3V262H6V264H8ZM9 261H10V260H9ZM14 261H15V260H14ZM53 261H54V259H53ZM74 261H75V260H74ZM74 261H73V262H74ZM77 261H78V260H77ZM82 261H84V260H82ZM91 261H94V263H95V261L97 262V260H94V259L92 260V259H91V260H90V263H89V262H87V263H88V264H92L93 262L91 263ZM101 261H102V258H101ZM103 261H102V262H103ZM171 261H172V260H171ZM174 261H175V260H174ZM193 261H194V259H193ZM262 261H264V260H262ZM262 261H261V262H262ZM3 262H1L0 264H2ZM51 262H52V261H51ZM84 262H85V261H84ZM99 262H100V260H99ZM159 262H160V261H159ZM161 262H162V261H161ZM161 262H160V263H161ZM199 262H198V264H200ZM206 262H207V261H206ZM210 262H211V260H210ZM215 262H216V261H214V264H215ZM218 262H219V261H218ZM14 263H15V262L12 261V264H14ZM53 263H56V262L54 261ZM60 263H58V264H60ZM94 263H93V264H94ZM100 263H101V262H100ZM103 263H104V262H103ZM108 263H110V262H108ZM116 263H117V262H116ZM118 263H119V262H118ZM122 263H123V262H122ZM171 263H172V262H171ZM175 263H178V262H175ZM182 263H183V262H182ZM194 263H195V262H194ZM216 263H217V262H216ZM4 264H5V263H4ZM9 264H11V262H9ZM15 264H17V263H15ZM83 264H84V263H83ZM85 264H86V263H85ZM96 264H97V263H96ZM98 264H99V263H98ZM124 264H125V263H124ZM132 264H134V263H132ZM178 264H180V263H178ZM184 264H187V263L184 262ZM188 264H189V263H188ZM209 264H210V263H209Z\"/></svg>",
    "mask_w": 264,
    "mask_h": 264
}]
</instances>
